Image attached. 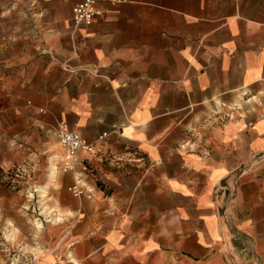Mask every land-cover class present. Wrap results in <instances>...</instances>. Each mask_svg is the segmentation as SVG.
I'll list each match as a JSON object with an SVG mask.
<instances>
[{"label":"crops","instance_id":"crops-1","mask_svg":"<svg viewBox=\"0 0 264 264\" xmlns=\"http://www.w3.org/2000/svg\"><path fill=\"white\" fill-rule=\"evenodd\" d=\"M78 1L0 0V132L30 113L50 136L58 214L0 260L264 264V0L99 2L76 25ZM60 120L94 144L70 172Z\"/></svg>","mask_w":264,"mask_h":264},{"label":"rangeland","instance_id":"rangeland-1","mask_svg":"<svg viewBox=\"0 0 264 264\" xmlns=\"http://www.w3.org/2000/svg\"><path fill=\"white\" fill-rule=\"evenodd\" d=\"M35 119L37 118L30 113H24L21 117L11 114L9 134L0 132V258L9 254L14 258L21 253H32L37 245L34 236L38 233L41 221L45 222V219L52 218L50 221L52 223L56 222L58 217L56 213L48 216L44 209L38 208L40 204L44 206L56 204V198L48 196L49 175L54 172V167L46 164L44 160L47 156L44 147L50 136L43 131V127L35 123ZM7 136L9 147L5 143ZM20 163L32 166L33 181L39 189V195L30 196L24 188L12 184L5 170ZM21 241L24 243L21 244ZM0 264L22 262L15 259L0 260Z\"/></svg>","mask_w":264,"mask_h":264},{"label":"built area","instance_id":"built-area-1","mask_svg":"<svg viewBox=\"0 0 264 264\" xmlns=\"http://www.w3.org/2000/svg\"><path fill=\"white\" fill-rule=\"evenodd\" d=\"M127 0H80L72 7V18L76 25H90L95 18L101 14L98 7L99 2L121 3ZM106 133H103L104 137ZM57 136L60 144L66 148V154L62 157L61 168L64 172L74 171L78 161L80 150L86 153L94 152V144L87 141L79 132L73 128L65 120H60L57 126ZM8 177L12 180V184L18 188H24L28 195L34 196L37 187L34 184V170L28 163H20L13 168L5 170ZM69 192L76 198H92V190L80 181H75L68 186Z\"/></svg>","mask_w":264,"mask_h":264}]
</instances>
